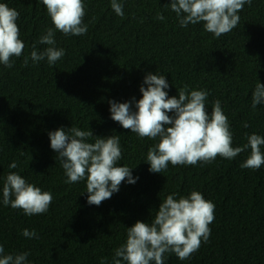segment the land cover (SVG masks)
I'll list each match as a JSON object with an SVG mask.
<instances>
[{"label": "trees", "instance_id": "16d2710c", "mask_svg": "<svg viewBox=\"0 0 264 264\" xmlns=\"http://www.w3.org/2000/svg\"><path fill=\"white\" fill-rule=\"evenodd\" d=\"M118 2L123 17L113 11L111 0H84L87 33L65 36L57 31L55 47L65 55L49 66L46 59L35 64L30 59L33 44L38 53L49 47L39 39L54 29L42 0H0L18 11L25 44L11 68L0 64L4 254L30 253L27 264H113L114 250L125 244L128 228L137 221L151 223L168 195L178 200L197 191L215 205L209 239L188 260L166 253L165 264H264V165L258 170L241 167L250 148L232 160L217 156L211 163L169 164L166 171L152 173L147 152L158 138L141 139L124 129L111 119L109 104L138 102L140 87H147L145 76L163 75L169 98H178L185 85L189 91L206 90L209 115L213 102L220 101L234 148L247 144L251 134L264 137V105L252 108L255 86L264 84V0L245 4L237 27L220 38L206 32L203 23L181 27L166 6L171 0ZM158 13L165 19L158 20ZM132 108L136 110L134 104ZM71 127L90 130L94 137L119 135L118 166L132 169L136 182L125 180L110 199L89 205L86 180L66 183L58 154L50 147V132ZM13 162L15 169L10 168ZM12 172L51 192L47 213L28 216L3 205V183ZM25 229L35 230L38 238L24 237Z\"/></svg>", "mask_w": 264, "mask_h": 264}, {"label": "clouds", "instance_id": "9594fccd", "mask_svg": "<svg viewBox=\"0 0 264 264\" xmlns=\"http://www.w3.org/2000/svg\"><path fill=\"white\" fill-rule=\"evenodd\" d=\"M51 18L53 28L40 37L39 43L48 45L42 52L33 44L30 59L33 63L47 60L54 65L65 55V50L55 47V33L65 36H83L88 27L84 23L86 14L84 0H42ZM252 0H171L169 5L176 14L181 27L203 23L204 30L220 38L237 27L238 13ZM111 8L120 17L124 16L123 5L111 0ZM19 13L7 4L0 3V64L11 68L13 57L19 58L25 48L20 39L17 25ZM158 20L165 17L158 13ZM24 59V66L28 64ZM140 87L142 98L136 102L117 103L109 101L111 119L139 138L156 140L158 143L147 152L149 171L161 173L172 166H195L198 162L211 163L217 156L232 160L250 148V156L242 168L258 170L264 165V137L251 134L247 144L233 147L230 124L219 100L213 102L211 114L206 108L209 93L206 90L189 91L185 85L178 91V98H169L165 89L169 83L165 76L147 74ZM135 105L133 111L132 105ZM264 105V84L257 83L252 93V108ZM168 113H173L170 116ZM170 125V126H169ZM243 127L249 125L245 123ZM50 147L58 155L67 177L66 183L75 184L86 180L87 203L99 206L125 180L136 181L127 166H118L122 151L119 135L94 137L92 131L76 127L63 128L49 133ZM93 141V142H89ZM18 167L16 162L10 168ZM138 179V178H137ZM53 201L51 192L41 191L34 184L26 182L21 175L12 172L7 175L2 189V203L12 209H20L25 215H41L48 212ZM215 205L204 199L201 193L193 191L189 197L168 195L160 203L151 223L137 221L128 228L126 242L114 250L113 264H165V254L174 253L181 261L188 260L197 252L201 242H207L214 221ZM23 236L38 238L35 230H23ZM0 245V264H27L30 253L4 254ZM101 264H104L102 260Z\"/></svg>", "mask_w": 264, "mask_h": 264}]
</instances>
